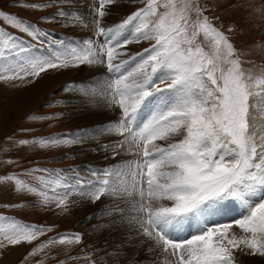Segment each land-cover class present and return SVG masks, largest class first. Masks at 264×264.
<instances>
[{
  "label": "rangeland",
  "instance_id": "rangeland-1",
  "mask_svg": "<svg viewBox=\"0 0 264 264\" xmlns=\"http://www.w3.org/2000/svg\"><path fill=\"white\" fill-rule=\"evenodd\" d=\"M97 4L101 12L107 5L122 10L103 27L108 21L105 19L101 29L94 32L87 27V21L94 18ZM101 16L104 18L98 12L99 20ZM88 31L94 34L83 44L81 37ZM121 31L142 34L133 42L134 49L129 42L120 49H133V58L138 56L146 61L147 92L154 96L153 103L159 101L163 108L155 115L166 111L169 103L165 100L170 94L182 92L184 96L179 94L177 98L185 107L182 110L185 118L175 112L177 120L171 126L176 127L168 133L166 129L150 141L143 140L145 134L137 142V137L127 138L133 149L129 159L122 156L120 146L118 157L114 155L117 160L111 162L106 157L104 161L92 162L93 168L88 169L86 160L76 153V146L70 141L71 135L79 130L68 117L71 115L68 93L70 86L86 85L85 77L95 73L92 58L99 43L103 42L105 52L108 51V45L114 42L112 36ZM99 35H104L103 39L94 41L92 37ZM71 46L78 54L82 52L90 64L80 62L78 55L75 59L54 56L56 50L64 51L63 48ZM118 51L115 49L113 56ZM123 56L124 53L120 57ZM168 111H172L170 107ZM263 115L264 0H0V194L6 197L0 199V212L7 215L0 243L22 246L21 256L14 264H105L108 261V264H153L147 255L129 254L128 233L122 227L128 219L132 222V207L127 200L107 197L100 202L96 200L99 206L95 211L84 207L81 211L83 203L74 204V192L68 194L63 187L70 191L73 185L69 182L75 176L95 169L94 166L112 163L103 173L106 177L132 176V169L142 174L147 168L143 173L147 174L146 186L155 183L153 191L160 187L158 196L166 197L164 187L169 188L171 183L168 165L174 163L173 159H193L199 166L206 163L202 167L204 174L197 181L205 185L207 174L210 183L212 177L218 178L213 187L215 193L206 188L207 193H212H200L196 189L199 193L194 196L196 200L192 197L173 203L180 205L176 211L182 207L183 215L189 210L187 218L194 214L197 221L200 213L197 214L196 205L205 201L215 203L213 195H228L229 188L238 183L244 172L247 159H257L261 168L264 137L260 135L264 133H256V122H262ZM152 133L157 134L155 130ZM165 134L169 135L165 137ZM109 140L115 146L116 140ZM152 144L155 147L150 151ZM13 145L25 147L27 153L7 158L6 151ZM106 147L102 150L108 156L109 146ZM147 157L167 159L161 169H156L151 184L154 170L139 160ZM221 159L230 160L221 162ZM261 169L263 172L264 168ZM9 182L14 191L10 198L5 194ZM153 194L146 198L145 207H150L151 199L157 197ZM163 213L167 212H157ZM232 217L243 219L240 214H230L227 219ZM118 222L120 226L116 229ZM232 223L238 222L234 219L209 228L206 237L210 238L216 228L222 229L224 235ZM96 224L113 229L106 236L110 237L107 249L111 250L108 253L111 260L94 252L87 238L91 236L89 225ZM168 225L169 222L164 226L168 229ZM159 229L161 233L167 230ZM168 239V244L174 245L171 248H176L169 234ZM191 240L183 246L191 244ZM258 242V250L251 249L264 257V232L259 233ZM235 243L228 246L231 252L236 250ZM175 250L181 257L180 249ZM118 251L121 260L115 257Z\"/></svg>",
  "mask_w": 264,
  "mask_h": 264
},
{
  "label": "bare ground",
  "instance_id": "bare-ground-1",
  "mask_svg": "<svg viewBox=\"0 0 264 264\" xmlns=\"http://www.w3.org/2000/svg\"><path fill=\"white\" fill-rule=\"evenodd\" d=\"M99 6L100 5L97 4L95 7L94 18L91 19L89 17L87 21V27L94 32L101 29V24L105 19L108 21L103 27L107 26L111 21L110 19L116 14L119 15L122 10L120 8H114V6L110 9L107 5V9H103L101 12ZM98 12L104 15V18L101 16V19L99 20ZM95 25H97V29ZM92 31H88L87 34L82 35L81 42L83 44L90 40V36L94 34ZM136 33L121 31L117 35L112 36L114 42L108 45V51L106 52L104 43L100 42L98 47L94 49V57L92 58L95 67L93 70H95V73L88 74L85 77L86 85H74L75 88L70 86L71 92L68 94L70 97L69 102L71 104L69 105L70 110L68 113L71 115L67 116L74 120L73 122H75V126L79 130L71 135L70 141L76 146V153L81 155L83 160H86L88 169L89 167H92V162H98V160L104 161L106 160V157L111 162L117 160L118 155L116 154H119L117 149L120 146L121 148L119 149L122 151V156L129 159L132 148L130 149L127 138L135 139L137 137L138 139L135 140L137 142L141 140V137L145 134V139L143 138V140L145 142L148 140L150 141V139L152 140L155 137L157 138L160 136L166 129V133H168L169 130L176 127L171 126L175 123V120H177L174 116L175 112L180 113L181 118L183 116L182 110L185 107L177 98L179 94L184 96L182 92H177V94L174 93L172 95L170 94L168 100H165L169 103L166 111L155 115L158 112V109L163 108L160 106L159 101H155L154 104V96L152 97V95H149L147 92L149 84L147 78H144L146 61L142 57L135 56V58H133L132 56L134 49L133 42L135 40L137 41L140 38H138V36L142 35H137ZM103 36L104 35H99L98 37L96 36L92 38H94V41H98L100 38L103 39ZM122 42H124V44H122ZM126 42H129V45L133 47L132 50H128L127 48L124 50L120 49L123 45H126ZM74 47L77 49V46L74 45ZM111 47H113V49H111ZM63 49L64 51L56 50L54 56L58 58L60 55H64L65 57H73L75 59L78 55L77 57L80 58V62L90 64L88 60L84 59V54H82V52L79 51L78 54L74 51L73 46ZM115 49H119L118 55L113 56ZM105 53L108 54L107 58H105ZM123 53L124 56L121 58L120 56ZM133 63L134 66L132 65ZM24 107L23 109H26ZM169 107L172 111H168ZM21 112L23 111L21 110L20 113ZM164 117L167 119L164 120ZM185 120L187 121V119ZM179 121L181 123L183 120L180 119ZM256 127V133L257 131L259 133H264V119H262V122L259 124L256 122ZM152 130H155L157 134L153 135ZM112 134L114 139L111 136ZM167 135L169 134H165V137H167ZM256 135L257 134H255V136ZM260 137L264 136L260 135ZM109 139L116 140L115 146H112V141ZM13 146L7 149L5 154L7 158H16L27 153L25 147ZM106 146H109V152H107L108 156L105 154L106 152L103 153L104 150H102V147ZM154 147L155 146L152 144L151 147H149V150L153 151L152 148ZM262 154L260 153V156H262ZM114 155L117 157H114ZM131 155H133V153ZM223 156H226V154ZM128 159L126 161H128ZM137 160L138 159H136V161ZM139 160L140 163H145L146 167L148 164L149 166L151 165V168L154 170V174H150L151 177L149 184H151V182L155 181L154 178L157 174L156 169H161L162 164L167 159H149V157H147V159ZM149 160L151 162H149ZM225 160L230 159H221L220 161L224 162ZM173 161L174 163L168 165L171 183L168 184L170 185L169 188L168 186L164 187L167 189L166 197H162L161 195L158 196L160 187H157L153 191L155 183L152 187L149 184V186H146L147 174H144L146 173L147 168L143 172L144 174L132 169V176L106 177L103 173L106 168L113 165L112 163L97 165L94 166L95 169L90 170L89 172L86 171V173L80 174V176L78 174L77 177L75 176V180L69 182L73 185V187H70V191H67L65 187H63V190L68 194L74 192L72 193L73 197L71 196L72 202L74 204L79 203V205L83 203L80 207L81 211H83V207L84 209L91 208V211H95L99 206L96 203V200H99L100 202L107 197L119 196L120 198L127 200L128 206L132 207L130 208L132 222H129L128 219V222L125 225H121L128 233L129 254L131 252L134 255H147L152 262L154 261L153 264H264V257L258 256L254 252L259 248V233L264 232V171L262 172L261 169L264 168V159L261 168L259 166L261 163H256L257 159H247L244 172L240 174L237 181L238 183L229 188V194L213 195V200L215 201L213 204H210V201L198 203L196 205V212L201 214L200 219L198 218L200 223L197 222L198 220H194L193 226L187 228L185 222L181 223L179 220V217L183 218L180 213L183 212L184 209L182 210V207H180V210L177 209L178 211H176V208L180 205L174 206L173 203L177 202V204H179L183 200L198 195L199 193L194 191L196 189H198V191H196L200 193H212V191L207 193L206 189L213 190V193H215L213 187L218 178L217 176L212 177L213 183H210L208 179L211 177L207 174V183H205V185L201 184L197 179L200 175L202 176V167H206V163H202L199 166V163L195 162L193 159L185 158L173 159ZM97 168L98 170H96ZM176 169L178 170L176 171ZM7 185H9V187ZM196 185H199L200 187L196 188ZM153 193H155L157 197L151 199L150 207H145L146 198L150 195L153 196ZM5 194L6 196L8 195L9 198L10 195L11 197L14 196L13 186L11 187L10 182L6 183ZM194 198L196 200V197ZM0 199L6 200L1 194ZM164 208H168L167 210L169 211L164 210ZM187 208L185 207V209ZM158 211H166L167 213L157 214ZM188 211L189 210L185 211L187 216L190 214ZM203 213L204 215H202ZM230 214H234V216L235 214H240L243 219L238 217L227 219ZM171 219H173L170 225L171 231L173 232L170 237L171 239L182 238L184 242L186 239L185 230L188 232L189 236H195L193 240L190 239L192 241L191 244L188 243L185 246L180 245L176 247L182 252V254H180L181 257L177 254V251L175 250L176 248H171L174 245H172V243L168 244L166 240L168 239L167 232L165 230L163 233L159 232V228L164 227L167 229L164 225L168 222L170 223ZM234 219L238 223L231 224L233 226H230L228 231L224 233L226 237L222 234V229L220 228L219 230L216 228L218 231L215 230L211 233L212 235L209 234L211 236L210 238H207L204 235L205 233H210L209 228L216 227L219 223L221 225V223ZM88 220H90V217H88ZM250 220H254V223ZM119 226L120 223L118 222L116 229ZM89 230L91 236L87 238L91 240V243L94 246L93 251L96 253L100 252L103 254V257H107L106 260H111L108 254L111 250L107 249V242L110 240V237L107 238L106 236L113 229H106L101 225L96 224L95 227L89 225ZM94 232L96 233L95 235ZM202 236L204 238H202ZM250 238H252L251 243V240L249 241ZM122 240L123 239L121 238L120 241ZM234 240H238L241 243L237 244ZM115 242L117 243V240ZM230 242L235 243L236 250H233L234 252H231L228 247L230 246ZM173 244H175V242H173ZM13 247L14 246L10 244L8 246H5L3 243L1 244L0 264H14L16 259L21 256L20 252L22 246H15V249ZM251 248H254V251H252ZM118 252L120 253L116 254L115 257L118 260H121V251ZM129 254L126 252L124 255L126 261L129 259V257L127 258V255L129 256ZM106 260L103 259V261ZM108 263L109 261L105 264Z\"/></svg>",
  "mask_w": 264,
  "mask_h": 264
},
{
  "label": "crops",
  "instance_id": "crops-1",
  "mask_svg": "<svg viewBox=\"0 0 264 264\" xmlns=\"http://www.w3.org/2000/svg\"><path fill=\"white\" fill-rule=\"evenodd\" d=\"M1 170V169H0ZM1 172V171H0ZM1 176V178H2V175H0ZM3 198H6V197H4V196H2ZM5 213V212H4ZM5 217H7V215H6V213L5 214H3V213H1L0 212V232H3V224H4V218ZM6 221V220H5ZM3 243V242H2ZM2 243H0V246H1V244ZM17 247V246H16ZM16 247H13L14 249L16 248Z\"/></svg>",
  "mask_w": 264,
  "mask_h": 264
}]
</instances>
